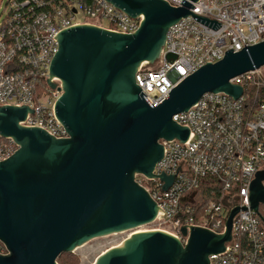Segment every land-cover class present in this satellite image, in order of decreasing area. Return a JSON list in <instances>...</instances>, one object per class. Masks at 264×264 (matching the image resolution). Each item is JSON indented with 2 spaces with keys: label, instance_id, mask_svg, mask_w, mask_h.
Returning <instances> with one entry per match:
<instances>
[{
  "label": "water",
  "instance_id": "1",
  "mask_svg": "<svg viewBox=\"0 0 264 264\" xmlns=\"http://www.w3.org/2000/svg\"><path fill=\"white\" fill-rule=\"evenodd\" d=\"M131 18L143 19L131 35L94 26H78L55 34L58 50L49 67L47 85L59 80L55 118L68 138H53L40 128L23 127L26 106L0 107V138L16 151L0 161V264H57L87 242L152 223L159 208L139 187L135 175L151 178L162 158L159 140L186 141L188 129L172 121L204 94L224 93L233 99L242 89L229 81L264 67V41L199 68L181 81L157 106L135 85L142 62L154 65L170 26L192 16L216 30L220 24L190 12L183 0H105ZM166 190L173 177L161 175ZM249 205L264 226V171L249 188ZM245 206L230 211L225 233L189 228L184 246L166 231L136 233L100 254L93 264H213L211 255L230 241L232 219ZM182 236L186 229L181 228Z\"/></svg>",
  "mask_w": 264,
  "mask_h": 264
},
{
  "label": "built area",
  "instance_id": "2",
  "mask_svg": "<svg viewBox=\"0 0 264 264\" xmlns=\"http://www.w3.org/2000/svg\"><path fill=\"white\" fill-rule=\"evenodd\" d=\"M165 2L179 7L183 0ZM190 12L220 26L213 30L188 16L169 27L159 59L149 67L142 62L135 72V85L152 106L199 68L222 60L226 52L264 41V0H198ZM142 19L123 14L105 0H6L0 21V107L26 106L33 113H27L21 126L40 128L55 139L68 138L53 112L60 81L51 79L54 89L47 85L58 50L55 34L87 25L131 35ZM229 83L242 89L240 97L207 93L186 112L174 115L172 121L188 129L186 141L159 140L163 155L153 176L138 174L134 181L159 208L150 224L182 246L191 227L224 234L230 211L242 204L246 209L232 219L230 241L210 260L264 264V226L248 201L256 173L264 171V67ZM16 149L11 140L0 138V161ZM161 175L173 177L166 190ZM202 185L214 188L210 192H217V198L206 201Z\"/></svg>",
  "mask_w": 264,
  "mask_h": 264
},
{
  "label": "rangeland",
  "instance_id": "3",
  "mask_svg": "<svg viewBox=\"0 0 264 264\" xmlns=\"http://www.w3.org/2000/svg\"><path fill=\"white\" fill-rule=\"evenodd\" d=\"M6 0H0V21L4 17V5ZM78 18L82 20V15L79 14ZM259 211L264 215V206L259 205ZM155 230L156 227L153 224H146L139 226L136 229L123 231L121 233L112 234L109 236H104L101 238L93 239L86 244H84L81 248H78L73 253H63L61 254L57 260V264H93L95 259L105 252L107 249L112 247H118L120 244L125 241L133 231H146ZM1 248L4 249L3 245L0 243ZM0 248V251H1Z\"/></svg>",
  "mask_w": 264,
  "mask_h": 264
},
{
  "label": "trees",
  "instance_id": "4",
  "mask_svg": "<svg viewBox=\"0 0 264 264\" xmlns=\"http://www.w3.org/2000/svg\"><path fill=\"white\" fill-rule=\"evenodd\" d=\"M210 189L215 190L214 188L209 187L208 185H202L201 186L200 193H202L205 196L206 201L207 200H210V199H216L217 196H218V193L217 192H213V195H214V197H213L212 193L210 192ZM211 197H213V198H211ZM259 214L264 218L263 213H261L259 211ZM0 248H1V246H0ZM1 251H4V249L1 248Z\"/></svg>",
  "mask_w": 264,
  "mask_h": 264
},
{
  "label": "bare ground",
  "instance_id": "5",
  "mask_svg": "<svg viewBox=\"0 0 264 264\" xmlns=\"http://www.w3.org/2000/svg\"><path fill=\"white\" fill-rule=\"evenodd\" d=\"M132 230H133V229H132ZM140 232H142V231H133V233H131L130 236L133 235V234H136V233H140ZM130 236H129V237H130ZM121 245H122V244H120L118 247H120ZM112 248H114V247H112ZM112 248H109V249H112ZM109 249H107L106 251H108ZM103 253H104V252H103ZM103 253H102V254H103Z\"/></svg>",
  "mask_w": 264,
  "mask_h": 264
},
{
  "label": "flooded vegetation",
  "instance_id": "6",
  "mask_svg": "<svg viewBox=\"0 0 264 264\" xmlns=\"http://www.w3.org/2000/svg\"><path fill=\"white\" fill-rule=\"evenodd\" d=\"M259 209V208H258Z\"/></svg>",
  "mask_w": 264,
  "mask_h": 264
}]
</instances>
